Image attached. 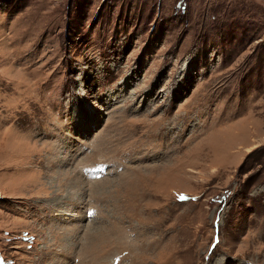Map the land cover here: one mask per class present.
<instances>
[{"label":"rangeland","instance_id":"374dc122","mask_svg":"<svg viewBox=\"0 0 264 264\" xmlns=\"http://www.w3.org/2000/svg\"><path fill=\"white\" fill-rule=\"evenodd\" d=\"M0 264H264V0H0Z\"/></svg>","mask_w":264,"mask_h":264},{"label":"bare ground","instance_id":"6f19581e","mask_svg":"<svg viewBox=\"0 0 264 264\" xmlns=\"http://www.w3.org/2000/svg\"><path fill=\"white\" fill-rule=\"evenodd\" d=\"M95 170V169H94ZM98 170H99V168H98ZM105 174V173H104ZM104 174H101V175H104ZM88 179H94V177H100V175L98 174V171L96 172V173H92V174H90V173H88L87 172V176H86ZM88 179H85L84 178V180H86V181H89ZM83 181V180H82ZM98 181L97 180H94V182H90V184H94V183H97ZM102 182V181H101ZM90 189H91V187H90ZM77 263H78V261H77Z\"/></svg>","mask_w":264,"mask_h":264},{"label":"snow or ice","instance_id":"6c2138e0","mask_svg":"<svg viewBox=\"0 0 264 264\" xmlns=\"http://www.w3.org/2000/svg\"><path fill=\"white\" fill-rule=\"evenodd\" d=\"M180 199H181V200H184V199H186V197H183V196H182V197H180Z\"/></svg>","mask_w":264,"mask_h":264}]
</instances>
